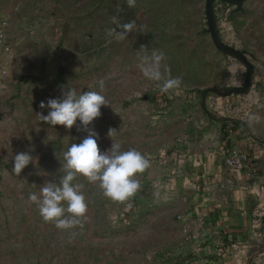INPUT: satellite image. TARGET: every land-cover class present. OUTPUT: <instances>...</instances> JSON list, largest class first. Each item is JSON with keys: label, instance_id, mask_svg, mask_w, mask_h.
<instances>
[{"label": "rangeland", "instance_id": "1", "mask_svg": "<svg viewBox=\"0 0 264 264\" xmlns=\"http://www.w3.org/2000/svg\"><path fill=\"white\" fill-rule=\"evenodd\" d=\"M0 19V264H214L207 262L194 188L197 162L232 133L264 149V0H13ZM136 20L141 32L110 37ZM119 30V29H117ZM164 54L179 88L161 92L139 67ZM102 82V83H101ZM162 83V82H160ZM62 88L101 92L110 105L89 127L98 146L136 148L150 167L125 201L78 174L87 211L61 230L30 200L59 183L63 153L87 132L41 121L40 103ZM111 131L109 135V130ZM223 146V145H222ZM29 152L18 176L13 157ZM247 249L231 264H264V162ZM39 172L46 173L44 175ZM130 205V206H129ZM211 256V254H210ZM216 261H218L216 259Z\"/></svg>", "mask_w": 264, "mask_h": 264}, {"label": "clouds", "instance_id": "2", "mask_svg": "<svg viewBox=\"0 0 264 264\" xmlns=\"http://www.w3.org/2000/svg\"><path fill=\"white\" fill-rule=\"evenodd\" d=\"M127 5L134 8L136 0H127ZM111 23L115 27L109 29L107 34L116 39H124L129 33L142 31L136 20L121 23L117 15L111 17ZM138 59L143 76L157 82L161 92L180 87V77L171 76L170 68L163 62L162 52H153L150 56L140 55ZM107 105L110 104L101 92L87 90L78 93L73 88H62L61 96L40 103L41 109H48L46 115L39 113L42 122L53 127L62 125L70 130L79 121L78 128L82 127L87 132L79 143H71L63 153L64 174L59 183L54 179L46 180L39 192L29 197L37 205L43 220L53 223L58 229L69 230L81 224V218L87 211L88 205L81 190L83 185L73 183L78 174L86 177L89 183L97 184L106 197L122 202L133 197L140 189L136 174L150 167L149 159L136 148L122 150L121 144L117 142H113L106 150L99 148V133L89 125L101 116L102 106ZM112 130H109V135ZM13 160V171L18 176L30 162L37 167L39 165L38 159L29 152H20Z\"/></svg>", "mask_w": 264, "mask_h": 264}, {"label": "crops", "instance_id": "3", "mask_svg": "<svg viewBox=\"0 0 264 264\" xmlns=\"http://www.w3.org/2000/svg\"><path fill=\"white\" fill-rule=\"evenodd\" d=\"M10 4L13 0H0V19L13 9ZM222 143L220 149L202 155L196 164L198 176L192 183L201 197L200 234L206 242L205 258L214 264H231L238 249L241 252L250 244L252 210L260 200L253 189L263 184L258 165L259 160L264 162V149L255 148L249 139L236 133ZM231 152L244 158L242 167L232 169L226 164Z\"/></svg>", "mask_w": 264, "mask_h": 264}, {"label": "built area", "instance_id": "4", "mask_svg": "<svg viewBox=\"0 0 264 264\" xmlns=\"http://www.w3.org/2000/svg\"><path fill=\"white\" fill-rule=\"evenodd\" d=\"M243 161L244 158L238 152H231L225 159L226 164L232 169H237L242 167L244 165ZM220 251H222V249Z\"/></svg>", "mask_w": 264, "mask_h": 264}]
</instances>
